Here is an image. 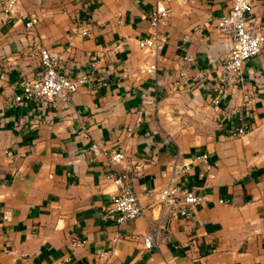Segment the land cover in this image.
Returning <instances> with one entry per match:
<instances>
[{"label": "crops", "instance_id": "0c3cea01", "mask_svg": "<svg viewBox=\"0 0 264 264\" xmlns=\"http://www.w3.org/2000/svg\"><path fill=\"white\" fill-rule=\"evenodd\" d=\"M249 1L264 35V0ZM231 2L17 0L0 19V67L10 68L0 81V264H264V45L243 65L241 83L217 107L209 103L230 47L215 20ZM156 6L169 11L159 27L166 42L147 75L136 42ZM30 18L37 24L25 30ZM40 46L58 56L60 74L87 82L67 109L4 107L22 79L40 73L28 57ZM239 126L245 135L231 136ZM91 144L139 165L137 219L106 217L115 188ZM201 155L207 171L192 162ZM173 163L181 170L173 183L202 200L144 250L146 192L167 185Z\"/></svg>", "mask_w": 264, "mask_h": 264}, {"label": "built area", "instance_id": "2783aa9c", "mask_svg": "<svg viewBox=\"0 0 264 264\" xmlns=\"http://www.w3.org/2000/svg\"><path fill=\"white\" fill-rule=\"evenodd\" d=\"M16 6L17 0H1L0 19L4 21L10 18ZM249 7V0H232L227 14L215 20L216 29L221 36L229 39L230 47L220 62L215 95L209 102L214 108L225 98L230 89L241 83L240 71L243 65L255 57L264 45V35L250 18ZM168 17V9L156 6L147 14V34L136 42L138 50L145 56L143 71L147 75H153L156 71V59L166 42L164 35L159 32V27ZM36 24L37 20L30 18L24 23V28L30 30ZM79 34L86 36L87 30L81 29ZM187 39L185 36L184 40ZM28 57L37 59L40 73L34 78L22 79L18 84L19 93L5 101L4 107L12 108L18 104L32 103L36 108H69L72 95L87 82L88 77L83 75L69 78L60 74L58 56L41 46L29 50ZM183 61L189 63L191 60L185 56ZM9 69L1 65L0 81H5ZM243 101L248 103L251 99L243 96ZM245 133V128L239 126L232 130L231 136L241 138ZM89 150L93 157L105 158L109 168L105 179L115 188L104 209L106 217L118 224L140 217L143 208L131 188L132 181L138 174L139 165L126 164L125 156L121 151L104 152L96 144H91ZM192 162L200 163L206 171L209 170L206 155L196 156ZM180 172L181 170L178 172L173 163L167 185L157 191L146 192L152 214L150 222L147 223L146 233L141 236L144 250L155 246L158 235L168 230V225L173 219L185 217L189 210L202 200L191 189L173 183Z\"/></svg>", "mask_w": 264, "mask_h": 264}]
</instances>
